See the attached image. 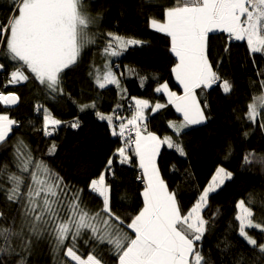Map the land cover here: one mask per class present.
Wrapping results in <instances>:
<instances>
[{
	"label": "snow or ice",
	"instance_id": "6c2138e0",
	"mask_svg": "<svg viewBox=\"0 0 264 264\" xmlns=\"http://www.w3.org/2000/svg\"><path fill=\"white\" fill-rule=\"evenodd\" d=\"M84 7L85 0H11L6 14L0 15V74H7L2 87L31 81L48 100L77 103L70 94L65 100L63 79L67 70L78 66L84 50L97 42L96 34L90 31L95 20ZM147 23L153 31L169 38V51L175 57L171 72L183 88V95L171 91L167 83L155 88L183 117L179 122L168 123L174 135L161 139L148 131L144 123L145 110L150 108L155 113L166 107L164 103L157 102L152 107L146 99L133 98L135 108L131 118L121 117L116 109L104 114L97 109L95 101L79 105V111L92 109L98 120L106 121L111 135L118 136L123 144L108 158L104 171L86 186L88 198H98L95 210L85 201L84 188L68 184L18 139L13 144L12 160L0 166V264H31L33 250L45 240L51 244L54 260L59 258L58 264H210V257L205 256L202 245L198 244L209 223L203 213L210 195L232 180L234 173L225 166L217 167L211 181L185 212L178 195L170 191L162 178L157 156L161 146L167 145L179 157H187L182 137L192 126L207 120L196 89L217 85L225 94L232 90L230 82L222 80L214 70L213 36L222 34L218 38L226 41L225 53L230 51L231 42L246 41L254 65L256 54L264 57V0H174L164 8L162 19L150 17ZM105 36L104 47L99 50L105 60L103 70L92 64L89 76L101 90L109 85L119 89L120 77L111 58L120 57L130 47L142 46L144 42L112 31ZM128 71L135 74L132 68ZM257 75L262 77L260 88L264 89V73L258 71ZM140 79L143 86L144 78ZM19 99L13 92L4 94L0 90V105L13 106ZM35 113L42 118L37 131H42L45 137L53 136L65 124L39 102ZM244 119L251 125L259 121L258 126L264 131V93L254 96L247 104ZM19 126L20 122L8 114H0V147L6 146L14 127ZM66 126L79 128V118ZM248 135L249 132L244 133L245 137ZM56 150L53 142L46 155L54 156ZM225 153V160L232 157L230 143L225 145ZM133 155L141 170L138 179L144 185L142 206L126 221L116 211L108 174L115 176L114 164L131 163ZM253 161L254 153L246 152L241 169L245 170ZM257 162L264 165V157ZM249 197L247 204L243 198L235 203L236 212L229 229L236 237V246L264 258V243L249 231L264 233V224L254 221V211L247 206L254 202L251 193ZM219 215L217 209L212 219ZM234 222H238V227ZM81 241L90 249L86 256L81 254ZM225 251L227 245L221 249ZM220 264L227 261L221 260ZM231 264H247L244 252L233 258Z\"/></svg>",
	"mask_w": 264,
	"mask_h": 264
},
{
	"label": "trees",
	"instance_id": "16d2710c",
	"mask_svg": "<svg viewBox=\"0 0 264 264\" xmlns=\"http://www.w3.org/2000/svg\"><path fill=\"white\" fill-rule=\"evenodd\" d=\"M10 3V0H0V15L6 14ZM173 3L174 0H85L84 11L95 20L90 31L96 34L97 42L84 50L78 66L67 70L64 76L65 100L70 94L77 101L75 104L71 100L54 102L46 99L37 90L38 85L31 81L3 88L5 74H0V90L4 94L13 92L20 98L15 109L8 110L0 105V114H8L20 122L18 128L14 127L6 146L0 147V166L12 160L13 144L18 139L23 140L36 159H44L68 184L77 189L84 188V199L95 210L98 198L89 199L86 186L92 178L104 171L108 158L123 144L118 136L111 135L106 121L98 120L92 109L79 111V105L95 101L97 109L104 114H111L116 109L121 117L130 118L126 107L132 106L133 98L146 99L152 107L157 102L164 103L166 107L155 113L150 108L146 111L147 129L161 139L165 135H174L168 123L179 122L181 119L174 114L173 107L167 104L166 97L156 93L155 88L167 83L177 95L179 89L181 91L183 88L175 83L171 72L175 57L169 51V38L153 31L147 23L150 17L162 19L164 8ZM109 31L144 43L142 46L130 47L120 57L111 58L114 71L120 77V87L118 89L110 85L101 90L93 83L89 72L92 64L103 70L105 60L99 50L104 47V39H107L105 33ZM219 36L212 37V63L222 80L230 82L232 90L225 94L214 85L209 90L196 91L208 122L192 126L187 130L188 134L182 137L187 157H179L174 149L162 145L157 166L170 191L178 195L185 212L207 186L217 167H227L235 178H248L240 194L233 196L229 202L224 205H208L203 213L209 221L207 231L198 244L202 245L205 256L210 257V264H220L221 260L231 264L232 259L238 257L241 251L244 252L247 264H264V258H260L258 253L236 246V237L229 229L230 219L234 218L236 212L235 203L243 198L247 204L249 193L254 198V202L247 205L254 211L253 219L264 224V165L257 162L264 157V131L260 130L259 121L257 125H251L244 119L247 104L254 96L264 93V89L260 88L262 77L257 75L258 71L264 73V57L256 54L254 65L246 45L240 42L231 44L230 51L225 53V41ZM129 68L134 69L135 74L130 73ZM140 77L144 78L143 86ZM38 102L49 107L56 118L65 122L53 136L45 137L42 131H37L42 126V118L35 113ZM205 104L208 107H203ZM117 105L120 107L117 108ZM76 118H79V128L66 126ZM30 120L32 123H29ZM115 122L118 124L119 120ZM245 132H249L247 137L244 136ZM53 142L57 145L56 153L48 156L46 153ZM229 143L233 155L225 160V145ZM246 152L254 153V161L242 170L241 162ZM11 170H14V166ZM114 170L115 176L108 174L113 203L117 205L118 214L127 221L142 206L141 192L144 185L138 179V160L133 155L131 163L117 162ZM217 209L220 215L213 220V213ZM234 223L238 227V222ZM249 231L259 242L264 243V233ZM226 245L227 251L221 252ZM80 247L81 254L86 256L90 249L84 247L83 241ZM30 260L31 264H58L59 258L54 260L51 244L45 240L33 250Z\"/></svg>",
	"mask_w": 264,
	"mask_h": 264
},
{
	"label": "rangeland",
	"instance_id": "374dc122",
	"mask_svg": "<svg viewBox=\"0 0 264 264\" xmlns=\"http://www.w3.org/2000/svg\"><path fill=\"white\" fill-rule=\"evenodd\" d=\"M11 1V0H10ZM217 35H222V34H217ZM225 41V40H224ZM238 42H240V43H244L245 45H246V47H247V44H246V41H233V42H231V44H233V43H238ZM225 43H226V41H225ZM214 70H216L217 72H218V70H217V68H214ZM219 74V73H218ZM220 75V74H219ZM173 79H174V81H175V83L180 87V85L176 82V80H175V77H174V75H173ZM110 86V85H109ZM214 86V85H213ZM212 86V87H213ZM170 89V88H169ZM171 90V89H170ZM205 90H209V89H205ZM173 91V90H172ZM173 92H175V91H173ZM178 92H180L179 93V95H183V90H181L180 91V89H179V91ZM166 99H167V97H166ZM197 100H198V97H197ZM198 102H199V100H198ZM2 107H4V108H6V109H10V108H7V107H5V106H3V105H1ZM172 106V105H171ZM173 107V106H172ZM134 108H135V105H134V102H133V104H132V106H131V109H130V107L129 106H127L126 107V112L129 114V116H131L132 115V111L134 110ZM148 109H146L145 110V115H146V111H147ZM173 112H174V114L179 118V119H183V117L179 114V113H177L176 112V110H175V108L173 107ZM206 116V115H205ZM207 117V116H206ZM146 122H147V115H146V120L144 121V123L146 124ZM208 122V119L206 120V122L204 123V124H202V125H205L206 123ZM133 138H134V136H133ZM158 157V156H157ZM139 171H141L140 169L138 170V172ZM214 174H215V172H214ZM213 174V175H214ZM141 175V174H140ZM212 175V176H213ZM212 178V177H211ZM210 181H211V179H210ZM209 181V182H210ZM247 182H248V178H244V177H234L233 176V179L232 180H229V181H226L225 182V184L223 185V186H221V188H219L216 192H214V193H212L211 195H210V199H209V205L210 204H215V205H224V204H226L227 202H229V200L233 197V196H236V195H239L240 194V192L242 191V189L246 186V184H247Z\"/></svg>",
	"mask_w": 264,
	"mask_h": 264
},
{
	"label": "water",
	"instance_id": "95a60500",
	"mask_svg": "<svg viewBox=\"0 0 264 264\" xmlns=\"http://www.w3.org/2000/svg\"><path fill=\"white\" fill-rule=\"evenodd\" d=\"M18 103H19V102H18ZM18 103H17L16 105L9 106V107H7V108H10V109H15V108H16V106L18 105Z\"/></svg>",
	"mask_w": 264,
	"mask_h": 264
},
{
	"label": "built area",
	"instance_id": "2783aa9c",
	"mask_svg": "<svg viewBox=\"0 0 264 264\" xmlns=\"http://www.w3.org/2000/svg\"><path fill=\"white\" fill-rule=\"evenodd\" d=\"M133 136H134V133H133ZM134 146V145H133ZM139 174H141V171L138 172Z\"/></svg>",
	"mask_w": 264,
	"mask_h": 264
},
{
	"label": "crops",
	"instance_id": "0c3cea01",
	"mask_svg": "<svg viewBox=\"0 0 264 264\" xmlns=\"http://www.w3.org/2000/svg\"><path fill=\"white\" fill-rule=\"evenodd\" d=\"M198 89H196V91H197ZM131 118V117H130ZM118 130V129H117Z\"/></svg>",
	"mask_w": 264,
	"mask_h": 264
},
{
	"label": "bare ground",
	"instance_id": "6f19581e",
	"mask_svg": "<svg viewBox=\"0 0 264 264\" xmlns=\"http://www.w3.org/2000/svg\"><path fill=\"white\" fill-rule=\"evenodd\" d=\"M7 74L5 73V76H6Z\"/></svg>",
	"mask_w": 264,
	"mask_h": 264
}]
</instances>
